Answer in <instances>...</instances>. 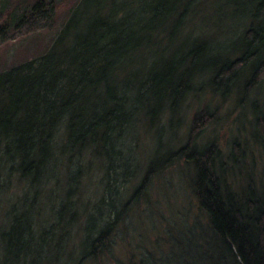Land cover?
<instances>
[{"label":"trees","instance_id":"1","mask_svg":"<svg viewBox=\"0 0 264 264\" xmlns=\"http://www.w3.org/2000/svg\"><path fill=\"white\" fill-rule=\"evenodd\" d=\"M45 5L13 11L0 38L50 26L54 9ZM209 8L215 35L207 37L201 26L205 34L185 35L192 21L204 26L200 12ZM263 84L264 0H79L48 50L0 73V198L16 176L27 189L8 210L0 264L97 263L112 252L121 225L149 200V184L179 162L193 167V194L208 218L206 261L264 264V177L248 174L246 185L231 190L217 139L197 145L219 115L205 106L186 144L163 141L191 96L237 94L238 106L253 111L252 136L264 154V111L252 99ZM163 115L172 121L156 129L142 173L136 127L142 116L154 123ZM239 119L246 120L244 113ZM240 155L236 147L235 160ZM94 162L98 190L83 201L86 169ZM59 167L70 175L62 200L42 198L59 179ZM40 204L48 209L44 221L36 213ZM180 252L179 263L190 258L188 250Z\"/></svg>","mask_w":264,"mask_h":264},{"label":"rangeland","instance_id":"2","mask_svg":"<svg viewBox=\"0 0 264 264\" xmlns=\"http://www.w3.org/2000/svg\"><path fill=\"white\" fill-rule=\"evenodd\" d=\"M38 1H45V7L54 9L50 26H41L40 24L32 30H23L21 34L10 33L12 36L8 40L0 38V73L37 58L48 50L66 23L72 9L79 2V0H0V26L13 11L19 9V12H22L24 8L31 7ZM200 14L205 15L204 26L202 22L196 23L194 26L192 21L193 24L188 26L185 35L191 32L198 35L200 31L203 33L205 31L207 37L214 36L216 31H214L212 10L209 8L204 12L201 11ZM199 26L203 27L204 31L198 30ZM237 97L236 94L229 96L226 100L213 99L209 92L203 94L201 98L191 96L175 115L173 126L169 123L165 128L163 141L169 137H175L174 142L186 144L197 111L209 106L213 113L219 115L220 120L210 125L199 136L197 145L204 147L212 140L217 139L222 151L221 161L224 166L228 167L225 182L228 183L231 190L239 191L240 187L246 185L250 180L248 174L253 175V178L256 179L264 177V154L261 146L254 142L252 136L253 111L250 106L243 111L238 106ZM252 99H257L260 104L259 108L264 111V84L255 92ZM242 113L246 120L239 119ZM141 119L136 127L138 148L137 161L135 162L141 167L142 173H145L147 161L153 153L157 130L166 126L171 117L163 115L154 123L151 120L147 121L143 116ZM176 146L178 147V143ZM236 147L241 151L239 161L235 160L234 156ZM62 169L64 170L62 167L57 168L56 174L60 177L53 181L49 188L43 189L42 193H45V196L42 198L62 200L64 189L62 182H65L66 177L67 180L70 177L69 174L63 175ZM77 169V166H73L72 171ZM86 170V179L82 184L83 201L93 199L101 177L97 162L90 164ZM140 177L137 182L141 181ZM193 177V167L185 162H179L161 177L154 179L148 186L149 200L141 205L142 208L136 209L128 217V221L121 225L118 236L113 241L112 252L99 259L97 263L90 262L88 264H193V262L209 264L210 261H206V258L209 259L207 253L212 252L211 247L208 248L212 239L208 231L207 215L201 210L198 200L193 194ZM18 178L16 176L12 179L13 184L8 193L3 194L0 198V233L9 224L8 210L11 208L12 201L14 200L16 203L18 198H21L25 193V185L20 184ZM43 206L40 204L36 211L37 214L41 211L42 221L48 217L46 213L48 209ZM75 235L70 245L72 249H76L80 245V242L74 239ZM181 247L183 250H188L190 258L188 257L187 260L184 258L185 256L181 257L182 260L179 263L180 259L178 258L180 257L177 254L182 253L180 252ZM195 257H197V261L193 260ZM175 259L176 261H173Z\"/></svg>","mask_w":264,"mask_h":264}]
</instances>
